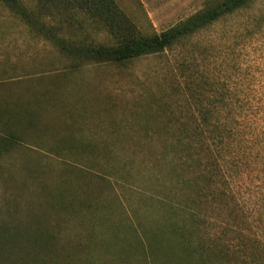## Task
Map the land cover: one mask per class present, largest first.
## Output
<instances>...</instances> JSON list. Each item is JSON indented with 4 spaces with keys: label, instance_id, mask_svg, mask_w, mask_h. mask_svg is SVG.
Returning a JSON list of instances; mask_svg holds the SVG:
<instances>
[{
    "label": "rangeland",
    "instance_id": "obj_1",
    "mask_svg": "<svg viewBox=\"0 0 264 264\" xmlns=\"http://www.w3.org/2000/svg\"><path fill=\"white\" fill-rule=\"evenodd\" d=\"M116 2L143 34L205 5ZM26 3L33 14H50L36 10L33 0ZM49 17L68 40L110 41L101 25L65 22L59 12ZM181 61L191 70L181 72ZM206 66L217 85L227 81L248 92L256 129L264 132V0L182 44L123 64L71 57L0 6V109L15 113L9 128L20 139L0 150V238L24 239L0 244V264H173L174 247L166 235L158 239L172 221L195 232L215 256L227 251L236 261L263 262L264 215L257 217V195L249 192L256 171L218 175L209 189L214 194L200 196V206L192 202L198 199L192 181L181 178L192 169L177 145L178 138L189 139L185 81L191 77L185 75ZM257 152L264 153V145ZM206 156L201 152L199 159ZM193 217L203 223L193 228ZM185 256L179 264H188V251Z\"/></svg>",
    "mask_w": 264,
    "mask_h": 264
},
{
    "label": "trees",
    "instance_id": "obj_2",
    "mask_svg": "<svg viewBox=\"0 0 264 264\" xmlns=\"http://www.w3.org/2000/svg\"><path fill=\"white\" fill-rule=\"evenodd\" d=\"M33 1L36 10L47 8L50 10V14H33L27 6L26 0H0V6L8 12L9 16L18 17L27 26L71 57L123 64L141 56L158 53L172 45L182 44L185 39L206 30L227 16L247 8L253 0H204L205 5L202 9L173 26L150 34H143L139 31L116 0ZM53 12H59L65 22L77 18L80 22L101 25L110 41L107 43L94 42L84 39L86 36L75 42L68 40L67 37L56 32L53 25L49 23V16ZM79 26V28L84 27L82 23ZM180 64L184 66L181 72L191 70L189 68L191 65L182 61ZM196 70V75L194 72L192 75H185L191 77V80L185 81V91L192 108L188 114L190 123H186L184 126V131L187 132L186 136L189 139L185 141L180 137L177 139V145L182 147L180 150L185 153V163L189 164L192 169L190 177H186V180L185 176H181V178L185 182L192 181V183L189 182L193 187L192 193H196V198L198 195V199H193L192 202L194 205L197 203L200 206L199 198H202L200 196L203 195L207 198L209 193L214 194L213 188L210 191L209 189L212 183L217 182L218 175L229 176L233 169L232 172L238 178L244 171L252 173L255 170L258 175L255 176L254 187L249 192H252L254 196L257 195L253 203L256 205L257 217L262 218L264 215V153L259 154V151L255 153V150L259 149L261 144L264 145V132L259 129L260 127L256 129L259 120L257 108L251 105L252 98H249L250 95L247 91L241 88L231 89L227 86V81L221 86L217 85L214 80L216 75L210 71L209 66ZM227 76L230 77V75ZM2 110L0 109V119H2L0 120V150L6 144L20 141L18 134L9 128V121L11 119L15 121V113L10 115V111ZM23 116L26 122H30V116ZM201 152L207 155L206 161L199 159ZM168 208L170 212L169 205ZM198 223H200L198 219L194 220L193 217L190 225L196 228ZM159 235L158 239L162 235H166V240L171 242L177 253L176 263L173 262V264L183 263L187 251L189 254L188 264H211V262L213 264V261L216 262L220 259L225 261L234 259L236 264H253L246 258L236 261L239 257L228 254L225 250V252L217 253V256L211 254L201 238L194 239L192 237L195 236V232L193 235V232L184 229L177 221H172L169 231H161ZM32 240L38 242V236H33ZM12 241L21 243L24 239L21 235H9L4 240L0 238V244ZM26 241L32 242L30 238ZM262 245L263 262L260 264H264L263 242Z\"/></svg>",
    "mask_w": 264,
    "mask_h": 264
}]
</instances>
